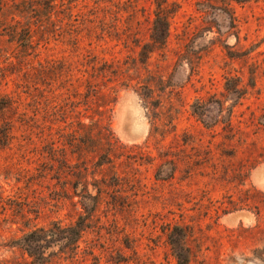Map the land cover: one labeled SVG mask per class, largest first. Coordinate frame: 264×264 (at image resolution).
<instances>
[{
	"label": "rangeland",
	"instance_id": "1",
	"mask_svg": "<svg viewBox=\"0 0 264 264\" xmlns=\"http://www.w3.org/2000/svg\"><path fill=\"white\" fill-rule=\"evenodd\" d=\"M152 1L128 46L99 49L120 77L97 94L70 91L87 52L60 27L31 55L52 107L0 150V264H29L11 245L34 224L57 234L46 264H264V0H170L167 45L148 54ZM0 32L2 69L17 55ZM80 216L76 246L58 228Z\"/></svg>",
	"mask_w": 264,
	"mask_h": 264
},
{
	"label": "trees",
	"instance_id": "2",
	"mask_svg": "<svg viewBox=\"0 0 264 264\" xmlns=\"http://www.w3.org/2000/svg\"><path fill=\"white\" fill-rule=\"evenodd\" d=\"M152 5L150 12H147V17H152L151 41L147 42L150 46L145 50L148 54L155 48L167 45L175 12L170 0H153ZM141 11L146 13V8L138 0H0V26H4L5 36L9 37L11 43L16 41L17 55L15 64L0 68V150L11 149L14 144L20 145L24 139L33 141L40 126V110L46 113L52 107L47 89H39V82L46 84L44 75L49 71L48 64L38 67L30 63L31 55L41 42L47 44L56 28L60 27L63 38L67 37L68 44L75 52L85 50L84 59H87L81 63V68L69 69L68 73L70 79L75 77L79 85L73 84L71 90L67 88V91L79 92L80 86L85 83L87 91L92 95L97 94L101 90V83L107 85L120 77L118 64L99 54V49L114 45V41L128 46L131 28L135 21H139ZM120 13L127 14L125 24ZM111 89L118 93L116 85ZM37 91L46 96L43 102H38ZM45 125L42 129H46ZM73 134L75 132H71V136ZM37 135L39 140L49 139L45 131ZM21 215L26 216L23 211ZM82 219L83 216H80L70 227L59 226L61 239H65V232L73 230L69 243L78 246L84 227ZM25 228L22 235L14 237L15 244L11 246L26 252L31 259L29 264H46L47 256L41 251L44 246L40 243L53 239L56 232L36 224L26 225ZM177 257L180 264H187L190 260L189 256L181 257L179 253Z\"/></svg>",
	"mask_w": 264,
	"mask_h": 264
}]
</instances>
